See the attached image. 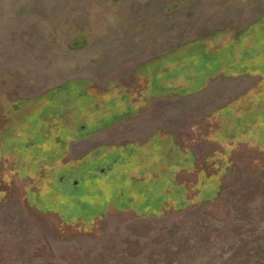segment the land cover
Returning a JSON list of instances; mask_svg holds the SVG:
<instances>
[{"label":"rangeland","instance_id":"1","mask_svg":"<svg viewBox=\"0 0 264 264\" xmlns=\"http://www.w3.org/2000/svg\"><path fill=\"white\" fill-rule=\"evenodd\" d=\"M0 264H264V0H0Z\"/></svg>","mask_w":264,"mask_h":264}]
</instances>
